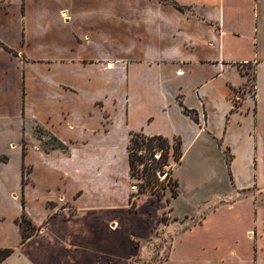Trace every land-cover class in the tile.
<instances>
[{"label":"crops","instance_id":"crops-1","mask_svg":"<svg viewBox=\"0 0 264 264\" xmlns=\"http://www.w3.org/2000/svg\"><path fill=\"white\" fill-rule=\"evenodd\" d=\"M124 2L0 4V119L18 116L23 132L33 121V132L47 130L69 152L45 153L35 138L19 143L21 170L31 167L34 177L25 188L45 194L28 191V212L46 226L2 264H112L107 259L117 255L116 264H127L138 254L133 239H151L167 210L178 219L196 216L173 213L179 175L203 172L211 155L226 161L235 192L264 189V0ZM246 64L255 66L252 93L239 70ZM9 131L0 123V144L14 149ZM135 135L181 143L172 169L178 195L169 203L144 196L130 208ZM0 160L8 172L11 159ZM58 198L74 201L77 213L49 215ZM227 207L189 227L178 220L167 264H264V207Z\"/></svg>","mask_w":264,"mask_h":264},{"label":"rangeland","instance_id":"rangeland-1","mask_svg":"<svg viewBox=\"0 0 264 264\" xmlns=\"http://www.w3.org/2000/svg\"><path fill=\"white\" fill-rule=\"evenodd\" d=\"M7 1L9 2L11 0H0V4H5ZM124 1L125 0H116L117 7L122 8L125 3ZM254 67L253 64L239 66V70L245 75L248 82L245 90L251 93L255 92L256 84ZM0 121L4 128L8 127L9 129H13V131L8 132L10 134L9 141L16 145L13 149L7 147V145L0 144V155H7L11 159L8 172L0 171V185L3 184V187H0V248H11L16 251L21 244V232L19 231L17 220L20 219L23 214H26L27 218L35 227L39 224L34 222L28 212L26 196L29 190L27 191L25 187L29 184H33L34 177L31 167L25 165L21 170L22 153L19 143L23 137L30 142H33L35 138L39 139L36 143L39 144L40 150L45 153L59 152V154L62 155H69V152L61 146L47 130L37 128L35 132H33V121L27 123L24 132L22 120L21 118L19 119L18 116L6 122L1 119ZM8 124L9 126H7ZM6 138L7 136L4 135V139ZM140 139L141 135L133 136L129 146L130 156L132 154L134 156L133 159L136 160L135 165L131 166L130 170L131 185L135 184V180H137V184L140 188V194L132 195L129 200L130 208L133 206L132 209H136L138 200L144 196H149L159 201L166 200L167 198L169 203V197L172 198L176 192L178 193V184L172 175V169L177 165V162L173 160L174 158H171V156L174 157V147L178 141L170 143V147L166 148L169 154L168 163L165 164V162H162L157 167L156 162L154 163L152 160H148L150 156L142 160L137 159V151L142 147L140 146ZM24 143L27 150L33 148L27 140H25ZM141 161H143V163H140ZM187 162L194 163V160H188ZM202 163L205 167L203 172L192 170L179 175L180 198H178V200H173V207H175L173 211L174 214L177 216L195 214L197 217L194 216L192 219H187V217L178 219L171 214V211L167 210L162 217L161 227L155 230V234L151 239L138 241L132 238L133 245L138 249V254L125 257L124 262L127 264H167L173 247V235L177 232L175 228H182L178 225V220H180L181 223H186L189 227V225L192 226L200 223L203 218L213 213L218 207L228 206L227 208H229L230 205L238 201L252 202L256 206L264 207V189H245L235 192L236 190L232 187V182L228 175H226V161L216 155H211L209 159L204 160ZM41 186L45 188L44 184ZM214 189L228 194L215 195ZM230 192L233 194H230ZM29 193L33 196L45 195L42 191H38V188L34 192H31L30 189ZM206 201H209V204L204 205ZM74 204L75 202L72 200L63 201V199L61 200L58 198L56 201L47 205V207H50L49 215L59 216L63 219L72 217L77 213ZM31 211L37 221L43 217L42 210L35 207V205L31 207ZM224 211L227 212L223 215L231 216L227 209ZM95 216L98 217L97 214ZM134 223L138 225V222ZM45 226L46 224L42 227L45 228ZM42 227H37L38 229L35 231L36 235L43 231ZM108 227L110 230H113L117 225L114 222V224H109ZM115 230H117V228ZM100 231L102 233V226H100ZM122 234L124 235V233ZM41 247L44 250L48 249V242L45 241L42 243ZM103 259L105 258H101V260ZM107 260H110L112 264H116L117 262H122L123 258L117 255ZM52 262H54L53 264H57L59 259L53 258L50 264Z\"/></svg>","mask_w":264,"mask_h":264},{"label":"trees","instance_id":"trees-1","mask_svg":"<svg viewBox=\"0 0 264 264\" xmlns=\"http://www.w3.org/2000/svg\"><path fill=\"white\" fill-rule=\"evenodd\" d=\"M175 5L177 6L178 9H180L182 11L184 10L182 7L178 6L177 4H175ZM11 52H13V51H11ZM185 111L188 113V110H185ZM145 138L148 139V141H145ZM140 146H146L147 150L152 152V157L154 155V152H153L154 149L163 150L162 159L160 161H156V160L153 161L154 163L155 162L157 163V167L162 162H165V164L168 163L169 154L166 151V148L170 147V141L167 138H164L162 136L145 137V136L141 135ZM174 151H175L174 160H175V162L178 163L182 157L181 143L179 141L176 144V146L174 147ZM130 157H131V166H134L136 160L133 159L134 156L132 154ZM137 159L142 160V158H140V157H137ZM140 163H143V161H141ZM177 195H178V193L176 192L174 194V197H177ZM17 224L19 225V229L21 232V244L26 243V241L29 238H31L35 234V231L38 229L27 218L26 214H23L20 217V219L17 220ZM14 252L15 251L11 248H0V264L4 263L8 258H10Z\"/></svg>","mask_w":264,"mask_h":264},{"label":"built area","instance_id":"built-area-1","mask_svg":"<svg viewBox=\"0 0 264 264\" xmlns=\"http://www.w3.org/2000/svg\"><path fill=\"white\" fill-rule=\"evenodd\" d=\"M145 141H148V139L145 138ZM154 152V155L152 157V152H150L149 150H147L146 146H142L141 149H139L137 151V155L138 157L140 158H146L147 156H150L148 158V160H156V161H160L162 159V154H163V150H160V149H154L153 150ZM175 161V160H174ZM166 166V165H165ZM168 166V165H167ZM135 184L131 185V193L133 195H137V194H140V188H139V185L137 184V180H135Z\"/></svg>","mask_w":264,"mask_h":264}]
</instances>
